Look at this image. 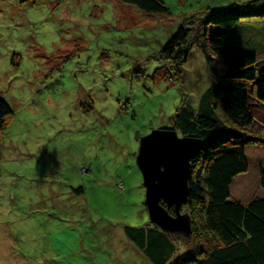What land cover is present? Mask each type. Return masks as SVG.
<instances>
[{
    "label": "rangeland",
    "instance_id": "obj_1",
    "mask_svg": "<svg viewBox=\"0 0 264 264\" xmlns=\"http://www.w3.org/2000/svg\"><path fill=\"white\" fill-rule=\"evenodd\" d=\"M163 1L170 14L121 0H0V96L14 112L1 134L0 264H178L198 247H214L200 230L201 210L183 207L196 229L185 239L151 224L145 206L141 138L172 129L176 112L217 82L196 48L184 65L162 56L209 2ZM250 21L262 30L260 50L247 53L262 68L264 14ZM237 34L231 43L244 51ZM253 107L251 130L264 134V109ZM247 156L249 171L231 187L244 203L264 196L263 143ZM79 186L83 196L71 190ZM153 226L174 248L158 263L125 232Z\"/></svg>",
    "mask_w": 264,
    "mask_h": 264
},
{
    "label": "trees",
    "instance_id": "obj_2",
    "mask_svg": "<svg viewBox=\"0 0 264 264\" xmlns=\"http://www.w3.org/2000/svg\"><path fill=\"white\" fill-rule=\"evenodd\" d=\"M121 2L146 13L170 14L163 0ZM263 14V0L208 8L196 19L193 16L195 21L190 18L195 25L192 31L180 27L162 50L163 58L184 65L187 55L198 49L217 79L197 105L184 104L174 118L172 129L181 136L204 141L192 161L187 206L201 210L200 230L215 242L208 252L198 247L178 264H264V196L244 203L234 200L231 193L234 180L249 171L247 148L256 143L264 145V134L251 130L255 123L253 106L264 109V67H259L255 54L247 53L249 49L260 50L255 35L262 28L240 27L245 24L242 22ZM209 27L219 30L212 32ZM239 29L240 44L247 48L244 51L231 43L232 38H238ZM13 116L12 108L0 96V145L1 134ZM260 185L264 191V167L260 168ZM71 190L77 196L85 194L83 186ZM125 232L129 241L156 263L174 251L166 234L155 226L126 227Z\"/></svg>",
    "mask_w": 264,
    "mask_h": 264
},
{
    "label": "water",
    "instance_id": "obj_3",
    "mask_svg": "<svg viewBox=\"0 0 264 264\" xmlns=\"http://www.w3.org/2000/svg\"><path fill=\"white\" fill-rule=\"evenodd\" d=\"M203 145V139L180 137L173 129L153 130L140 141L136 162L146 188L150 223L174 238L193 234V220L182 209L189 203L192 161Z\"/></svg>",
    "mask_w": 264,
    "mask_h": 264
},
{
    "label": "crops",
    "instance_id": "obj_4",
    "mask_svg": "<svg viewBox=\"0 0 264 264\" xmlns=\"http://www.w3.org/2000/svg\"><path fill=\"white\" fill-rule=\"evenodd\" d=\"M208 2H209V5H208V3L206 4L208 7L207 8H218V7H222V5H216L215 3H216V0H207ZM228 4H230V3H227L226 5H228ZM224 6V5H223ZM242 23H245V24H240L241 26V28L242 27H247L248 28V26L250 25L249 23H251L252 24V22L251 21H247V22H242ZM254 25V24H253ZM251 26V25H250ZM211 30L212 29H215V32L216 31H218L219 29L218 28H215V27H211L210 28ZM242 43V42H241ZM242 45H244V44H242ZM245 48H246V46H245ZM247 49V48H246ZM264 195V194H263Z\"/></svg>",
    "mask_w": 264,
    "mask_h": 264
}]
</instances>
